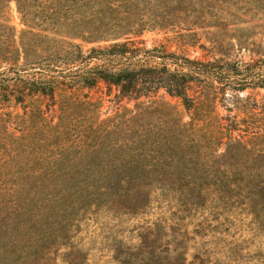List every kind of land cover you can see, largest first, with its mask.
<instances>
[{
    "label": "rangeland",
    "instance_id": "374dc122",
    "mask_svg": "<svg viewBox=\"0 0 264 264\" xmlns=\"http://www.w3.org/2000/svg\"><path fill=\"white\" fill-rule=\"evenodd\" d=\"M94 1L111 5L88 23L140 21L141 48L264 77V0ZM28 29L0 0V46ZM72 88L64 125L44 107L26 116L28 142L12 140L18 122L0 134V264H264V138L220 145L212 129L264 127V87L241 94L240 111L216 98L196 124L178 99L137 106L104 83Z\"/></svg>",
    "mask_w": 264,
    "mask_h": 264
},
{
    "label": "trees",
    "instance_id": "16d2710c",
    "mask_svg": "<svg viewBox=\"0 0 264 264\" xmlns=\"http://www.w3.org/2000/svg\"><path fill=\"white\" fill-rule=\"evenodd\" d=\"M15 1L29 29L19 37L11 35L12 44L0 46V134H7L11 125L20 123L25 130L12 135L17 144L22 145L30 138L26 117L29 113L45 114L47 107L54 117L59 114V123L50 124L51 128L67 123L74 103L71 99L77 92L73 83L90 89L104 83L137 106L152 100L155 104L161 102L164 108H174L165 98L178 99L191 114L193 124L199 122L195 116L216 98H231L236 105L229 109L237 107L240 111L249 102L240 95L248 89L264 87V77L251 66L245 70L234 66L225 69L218 61L192 60L157 48L139 47L136 38L146 26L140 21L95 19L97 23H88L99 17L96 9L109 7L110 3ZM84 7H92L95 15L88 18L72 13V9ZM84 44L98 46L84 51ZM161 91L164 98L159 96ZM88 104L92 101L88 100ZM252 106L255 110L262 108L257 102ZM15 112L18 114L14 115ZM212 129L216 135L213 139L220 145H241L264 138L263 126L250 131V127L241 130L229 122H219ZM239 130L241 134L235 136Z\"/></svg>",
    "mask_w": 264,
    "mask_h": 264
}]
</instances>
